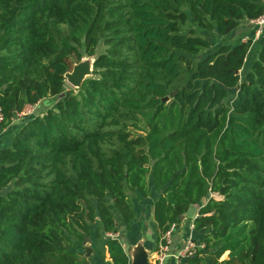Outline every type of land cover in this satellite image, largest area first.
Returning a JSON list of instances; mask_svg holds the SVG:
<instances>
[{
  "label": "trees",
  "instance_id": "16d2710c",
  "mask_svg": "<svg viewBox=\"0 0 264 264\" xmlns=\"http://www.w3.org/2000/svg\"><path fill=\"white\" fill-rule=\"evenodd\" d=\"M262 8L0 0L1 125L27 103L53 105L24 117L0 148V264H89L75 244L100 238L99 227L116 233V214L135 218L128 192L151 188L160 235L201 202L192 223L206 230L196 240L204 250L188 264H264V32L249 65L253 30L230 37ZM200 33L220 44L211 50ZM71 55L94 56L93 70L66 90ZM101 256L129 264L115 236H105Z\"/></svg>",
  "mask_w": 264,
  "mask_h": 264
},
{
  "label": "crops",
  "instance_id": "0c3cea01",
  "mask_svg": "<svg viewBox=\"0 0 264 264\" xmlns=\"http://www.w3.org/2000/svg\"><path fill=\"white\" fill-rule=\"evenodd\" d=\"M252 30V27L246 22L245 24L239 26L234 33L230 34V37L235 38L239 35H242L243 32H246V34H248ZM246 37L247 36L242 37L241 41H243V39H245ZM252 47L253 48L251 49V54L247 56L250 57L245 58L244 64H250L251 58L255 54V42H253ZM45 100L46 99L37 102L34 113H42L43 111H46V109L53 107V105L51 104L52 102H50V104H46ZM21 120L22 119L12 121L7 126H2L0 124V148L11 146L13 136L21 125ZM149 183H151L150 180ZM158 194L159 190L151 188L150 194L147 197L140 196L141 200L139 201L136 210V217L128 224L125 223L118 215L116 216L119 225V231L117 232L119 233V235L121 236V240L123 241L122 245H124L127 252L129 264H131L132 256L135 253V249L138 247V245L146 250L148 263L153 264L155 261L161 235L159 234L157 223L152 216V204ZM200 205L201 202L192 204L187 208L184 214H182L183 219L180 220L177 228L174 230L171 236V242L169 244V255L164 259L163 264H188V257L179 258L174 254L184 246L186 239L190 238L199 240L205 233L206 230L196 231L190 226L193 218L198 214L197 211ZM102 233L106 234L102 230V228L99 227V234L102 235ZM91 247L93 248V253L88 258L89 264H102L101 252L104 249V243L103 245H101V239L93 240ZM226 254L227 253H225L220 258V260L226 258ZM104 257L105 259H108L107 252L104 253Z\"/></svg>",
  "mask_w": 264,
  "mask_h": 264
},
{
  "label": "built area",
  "instance_id": "2783aa9c",
  "mask_svg": "<svg viewBox=\"0 0 264 264\" xmlns=\"http://www.w3.org/2000/svg\"><path fill=\"white\" fill-rule=\"evenodd\" d=\"M247 24H249L253 29V36H252V43L255 42L260 35L264 32V0H263V8L261 13L251 19L247 20ZM248 39L247 37L243 39L245 41ZM37 103L25 104L21 109L13 110L12 115L10 117V122L17 121L20 119H23L24 117L30 116L35 112V107ZM4 121L3 115L0 111V124ZM211 195V194H210ZM178 223L173 222L170 224L169 228L161 235L160 242L157 249V255L155 258V261L153 264H163L164 259L169 255V244L171 242V236L174 232V230L177 228ZM191 228H193V223H190ZM109 236H115L117 237V232L107 233ZM204 250V243L203 242H197L194 239H186L184 246L178 250L174 255L176 257H190L194 255L197 252Z\"/></svg>",
  "mask_w": 264,
  "mask_h": 264
},
{
  "label": "rangeland",
  "instance_id": "374dc122",
  "mask_svg": "<svg viewBox=\"0 0 264 264\" xmlns=\"http://www.w3.org/2000/svg\"><path fill=\"white\" fill-rule=\"evenodd\" d=\"M203 37H206L207 39H209V41H210V49L211 50H214V49H216L217 48V46L220 44V42L218 41V39L215 37V36H213V35H211V34H206V33H200ZM221 40H222V38H221ZM257 41V40H256ZM253 48V47H252ZM105 49V46L102 44V43H100V44H98V46H97V48H96V55L97 54H99V52H101V51H103ZM209 49V50H210ZM206 52H207V50H206ZM206 52H204V53H206ZM251 54V49L248 51V55H250ZM94 57V56H93ZM93 57H82V59L79 61V62H75L76 61V58H75V56L74 55H71L68 59H67V63H68V65H69V71H68V73L69 72H71L72 71V69H73V67L74 66H76L77 64H80V63H83V61L85 60V59H93ZM244 74V70H242V75ZM89 76H91V72L89 73V75H87V77H89ZM65 77V80H64V87H65V89L66 90H68V89H73V87L67 82V80H66V76H64ZM52 100L51 99H46L45 100V103L47 104V103H49L50 104V102H51ZM34 114V113H33ZM137 124L138 125H140L141 127H142V129H143V131L144 130H146L145 129V126H144V122L142 121V120H138L137 121ZM128 130H131V131H133V129L132 128H128ZM133 133H134V131H133ZM150 180V179H149ZM129 193V196H130V198L132 199V202H133V208H134V211H135V217H136V210H137V207H138V204H139V201L141 200V198H140V196L138 195L136 198L135 197H133V195H131L130 194V192H128ZM215 197H220V196H218V195H215ZM118 214H116L115 216H117ZM119 216V215H118ZM116 219H117V217H116ZM125 226V225H124ZM95 227H96V225H94V227H93V229H95ZM119 231V230H118ZM117 238H119V240H120V242L121 243H123V241L121 240V236L119 235V233L117 232ZM107 234H103L102 233V235H100V238H94V235L92 234L91 236H90V238L92 239V242H93V240H100L101 239V245H103V243H104V240H105V236H106ZM90 247L91 248V254L88 256V257H86V258H89L91 255H92V253H93V248L91 247L92 246V243L91 244H87V245H79V243H76L75 244V247L73 248V250H76V251H81V252H83L84 254H85V252H86V247ZM99 247H101V246H99ZM138 247H140L139 245H138ZM137 247V248H138ZM148 250V249H147ZM149 252V251H148Z\"/></svg>",
  "mask_w": 264,
  "mask_h": 264
},
{
  "label": "water",
  "instance_id": "95a60500",
  "mask_svg": "<svg viewBox=\"0 0 264 264\" xmlns=\"http://www.w3.org/2000/svg\"><path fill=\"white\" fill-rule=\"evenodd\" d=\"M93 59H85L83 63L77 64L73 67L71 72H66L64 76H66L67 82L73 87L77 88L80 86L82 81L89 75L93 70ZM168 97H164L162 100L166 101ZM187 210V207L185 208ZM183 219V215H180V220ZM92 239L90 237H86L83 239L82 244L87 245L91 244ZM91 248L86 247V252L84 254L85 257H88L91 254ZM131 264H150L147 261V252L143 247H138L135 249V253L132 256Z\"/></svg>",
  "mask_w": 264,
  "mask_h": 264
}]
</instances>
